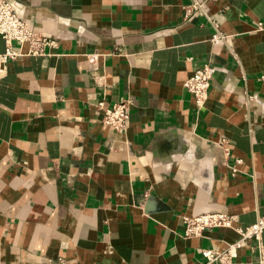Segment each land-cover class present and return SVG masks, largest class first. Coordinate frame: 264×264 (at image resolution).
I'll list each match as a JSON object with an SVG mask.
<instances>
[{
	"label": "crops",
	"instance_id": "obj_1",
	"mask_svg": "<svg viewBox=\"0 0 264 264\" xmlns=\"http://www.w3.org/2000/svg\"><path fill=\"white\" fill-rule=\"evenodd\" d=\"M7 1L56 47L0 77V264H203L239 234L185 217H264V0ZM262 258L250 241L238 262Z\"/></svg>",
	"mask_w": 264,
	"mask_h": 264
},
{
	"label": "built area",
	"instance_id": "obj_2",
	"mask_svg": "<svg viewBox=\"0 0 264 264\" xmlns=\"http://www.w3.org/2000/svg\"><path fill=\"white\" fill-rule=\"evenodd\" d=\"M194 9L199 5H194ZM260 25L259 27H261ZM214 40L225 39L218 32L213 36ZM0 40L5 44V50L0 53V77L5 67L20 57L47 56L49 50L56 47V42L45 35L31 29L30 25L21 19L13 5L7 0H0ZM27 47V51L24 48ZM99 55L89 56L92 65L98 62ZM212 84V74L208 66L197 70L184 83L185 89L194 96L198 109H203L209 99V91ZM103 105L101 104V107ZM132 102L122 99L111 108L105 109L103 122L118 133H124L130 125V112ZM223 141L222 147L225 148ZM235 216L227 213H209L197 217H185V235L187 237H203L206 232L216 228L234 229L239 234V239L221 250L206 249L202 252L203 264H253L252 262H238L239 252L250 241L256 242V248L264 254L262 235L264 233V217H260L249 226H237ZM264 258H262V263Z\"/></svg>",
	"mask_w": 264,
	"mask_h": 264
}]
</instances>
